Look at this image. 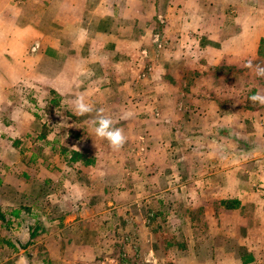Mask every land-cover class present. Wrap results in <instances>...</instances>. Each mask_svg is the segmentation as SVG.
<instances>
[{
	"label": "rangeland",
	"instance_id": "rangeland-1",
	"mask_svg": "<svg viewBox=\"0 0 264 264\" xmlns=\"http://www.w3.org/2000/svg\"><path fill=\"white\" fill-rule=\"evenodd\" d=\"M123 12L114 15L118 25H149L153 38L147 45L112 54L114 47L104 44V60L88 61L86 76L64 78L65 62L57 61L56 91L47 79L32 80L36 90L23 79L8 94L3 119L10 121L16 111L21 131H12L20 139L8 129L0 140V264H146L150 253L148 264H172L175 248L189 244V233L201 237L211 231L204 218L207 191L174 186L197 178L199 153L236 154L240 143L207 141L202 134H209L211 116L203 111L201 129L194 90L214 86L206 99L228 106L225 114L249 117L260 110L249 97L252 90L264 93V78L245 67L248 61L184 68L176 46L155 38L163 35L162 25L173 22L165 15ZM169 58L174 64L167 68ZM251 61L264 65L263 53ZM177 70L182 77L175 76ZM71 82L75 93H66ZM81 95L94 110L77 116L71 101ZM99 109L124 131L127 140L118 152L95 136L92 120ZM73 152L80 154L77 161H71ZM220 202L213 205L217 213ZM70 215L80 222L74 228Z\"/></svg>",
	"mask_w": 264,
	"mask_h": 264
},
{
	"label": "crops",
	"instance_id": "crops-1",
	"mask_svg": "<svg viewBox=\"0 0 264 264\" xmlns=\"http://www.w3.org/2000/svg\"><path fill=\"white\" fill-rule=\"evenodd\" d=\"M123 11L165 15L166 22H173L162 25L163 35L155 38L176 46V59L184 68L188 64H193L192 69L204 64L211 69L223 63L241 65L261 58V52L264 57V0H0V140L8 129L11 138L20 139L12 134L21 131L18 113L13 111L10 121L2 114L10 104L8 94L23 79L31 80V90L37 88L32 80L47 79L56 91L57 61L65 62L64 78L75 79L87 75L88 61L104 60V44L114 47L112 54H116L152 40L149 25H118L114 15ZM171 61L164 63L167 68L173 66ZM247 74L243 84H247ZM175 76L182 77L178 70ZM212 88L194 90L193 108L202 113L198 115L201 129L206 123L203 111L211 116L209 134L202 135L207 141L240 143V148L236 154L226 149L199 153L202 160L196 165L195 185L176 181L174 187L180 190L207 191L209 207L204 208V218L212 228L205 236L200 233L201 237L189 233V244L176 247L177 255L170 260L172 264H264V108L258 105L260 110L249 117L225 114L228 106L204 97L205 93L210 96ZM68 89L66 93H75L73 82ZM23 118L30 116L25 112ZM247 144L253 147L244 148ZM225 200L233 207L215 212L213 205ZM20 218L15 220L20 222ZM68 220L71 228L80 223L74 215Z\"/></svg>",
	"mask_w": 264,
	"mask_h": 264
},
{
	"label": "clouds",
	"instance_id": "clouds-1",
	"mask_svg": "<svg viewBox=\"0 0 264 264\" xmlns=\"http://www.w3.org/2000/svg\"><path fill=\"white\" fill-rule=\"evenodd\" d=\"M245 67L254 69L257 76L264 78V65H254L253 62L249 60L245 64ZM249 101L253 104L258 103L259 105L264 106V93L256 92L249 97ZM71 104L73 105V112L77 116L90 114L94 110L91 104L85 102L83 95L76 97L71 101ZM103 112V109L96 110V118L92 120L95 136L107 140L110 148L113 151L118 152L124 147L127 138L124 135L123 129L114 127V121L111 118L104 116ZM130 116L131 113L124 114V118H129ZM153 256L154 253L149 254V257L146 258V264H148V261L152 260Z\"/></svg>",
	"mask_w": 264,
	"mask_h": 264
},
{
	"label": "trees",
	"instance_id": "trees-1",
	"mask_svg": "<svg viewBox=\"0 0 264 264\" xmlns=\"http://www.w3.org/2000/svg\"><path fill=\"white\" fill-rule=\"evenodd\" d=\"M72 155H73V157H72L71 161H77L78 158L80 157V154L77 153V152H73ZM220 204H221V206L223 208H226V209H231L233 207V206L230 205L231 201H226V200L225 201H221ZM13 215H17V212H14Z\"/></svg>",
	"mask_w": 264,
	"mask_h": 264
}]
</instances>
